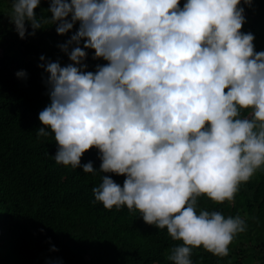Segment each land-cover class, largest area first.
I'll return each mask as SVG.
<instances>
[{
  "label": "clouds",
  "instance_id": "obj_1",
  "mask_svg": "<svg viewBox=\"0 0 264 264\" xmlns=\"http://www.w3.org/2000/svg\"><path fill=\"white\" fill-rule=\"evenodd\" d=\"M40 5L12 0L8 16L22 39L47 24L71 33L59 44L71 62L41 55L51 101L36 130L54 133L56 162L103 173L95 201L138 209L183 241L173 264H194L200 246L226 256L245 218L197 209L203 194L233 200L264 166V49L242 31L252 0H50L51 15L38 16ZM88 49L107 63L89 70ZM93 147L100 170L81 165Z\"/></svg>",
  "mask_w": 264,
  "mask_h": 264
},
{
  "label": "trees",
  "instance_id": "obj_2",
  "mask_svg": "<svg viewBox=\"0 0 264 264\" xmlns=\"http://www.w3.org/2000/svg\"><path fill=\"white\" fill-rule=\"evenodd\" d=\"M11 5L12 0H0V264H49L56 259L63 264H173L167 255L183 241L173 239L166 227L147 223L138 209H108L95 201L93 188L103 173L57 163L54 133L37 134L44 127L39 112L51 101L41 55L62 65L71 62L59 47L71 33L61 35L47 24L22 39L8 16ZM49 5L50 0H41L37 15H51ZM244 6L242 31L253 32L256 49H264V0ZM87 51L89 70L107 63L94 58V49ZM20 69L27 71L26 78L16 75ZM89 160L100 170L99 149L86 151L81 165ZM106 174L123 185L125 175ZM198 203L197 211L241 215L247 228L236 234L226 256L194 247V264H264V166L241 183L233 200L216 202L203 194Z\"/></svg>",
  "mask_w": 264,
  "mask_h": 264
}]
</instances>
